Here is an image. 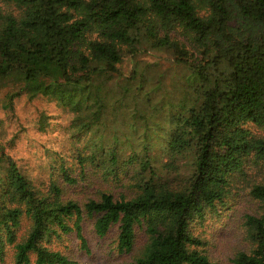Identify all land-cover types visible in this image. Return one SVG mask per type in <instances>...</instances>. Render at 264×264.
Here are the masks:
<instances>
[{"label":"trees","instance_id":"16d2710c","mask_svg":"<svg viewBox=\"0 0 264 264\" xmlns=\"http://www.w3.org/2000/svg\"><path fill=\"white\" fill-rule=\"evenodd\" d=\"M6 3L0 12V84L16 81L22 86L14 95L56 100L75 114L71 136L89 138L69 155L53 156L44 189L0 151L6 162L0 261L11 250V264H78L48 244L75 232L87 251L82 221L89 216L99 237L116 227L120 252L131 251L136 229L144 230L143 250L125 264H209L195 221L226 206L249 165L264 163V0ZM147 49L167 50L178 71L175 111L160 142L166 158L161 168L135 150L122 158L117 139L105 146L100 133L110 106L108 83L122 75L125 56ZM68 157L80 164L81 177L88 165L115 177L133 167L136 192L63 199L64 185L78 182ZM248 187L258 211L244 215L250 246L232 263L264 264V178Z\"/></svg>","mask_w":264,"mask_h":264},{"label":"rangeland","instance_id":"374dc122","mask_svg":"<svg viewBox=\"0 0 264 264\" xmlns=\"http://www.w3.org/2000/svg\"><path fill=\"white\" fill-rule=\"evenodd\" d=\"M7 8L6 0H0V12ZM133 67V68H132ZM122 75L113 77L109 104L105 111V127L100 130L105 146L117 139L122 158L135 150L146 154L153 165L161 168L165 155L160 145L168 129L169 115L175 111V63L167 50L147 49L132 57L127 55L120 64ZM135 69V77L124 78ZM131 82V84H129ZM22 84L6 81L0 84V151L11 158L36 185L44 189L50 178L53 156H67L76 146L83 147L89 134L79 139L72 137L71 120L75 116L56 100L41 94L27 92L14 95ZM140 87V88H137ZM11 95V98H10ZM120 101L118 106L116 102ZM0 154V175L4 172L5 157ZM80 164L68 157L66 166L74 170L78 179L74 185H64L63 199L83 202L100 191H110L114 196H132L134 168L122 170L118 176L106 174L98 167L88 165L85 175H79ZM82 178V179H81ZM264 178V163L249 165L245 175L233 187V197L226 206L207 212L194 224V233L203 241V249L209 264H233L232 259L250 246L243 225L246 213L258 211V204L248 196V185ZM95 217L84 216L82 232L87 241V251L80 248L75 232L62 240L49 243L53 250L62 251L78 264H125L133 261L147 242L144 230L136 229V239L129 252L117 250L118 231L112 228L103 237L94 231ZM27 223H24V228ZM12 263L9 250L0 264Z\"/></svg>","mask_w":264,"mask_h":264}]
</instances>
